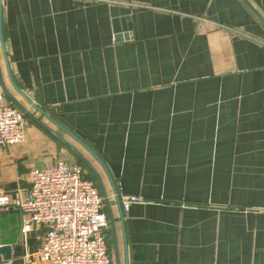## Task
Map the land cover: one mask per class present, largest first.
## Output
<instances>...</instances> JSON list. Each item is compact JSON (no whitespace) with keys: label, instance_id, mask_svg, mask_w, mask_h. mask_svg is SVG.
Listing matches in <instances>:
<instances>
[{"label":"crops","instance_id":"1","mask_svg":"<svg viewBox=\"0 0 264 264\" xmlns=\"http://www.w3.org/2000/svg\"><path fill=\"white\" fill-rule=\"evenodd\" d=\"M0 69L109 193L49 117L120 196L141 197L124 209L129 264H264V0H2ZM31 129L0 150V192L55 161ZM22 228L0 211V264H47L45 229Z\"/></svg>","mask_w":264,"mask_h":264},{"label":"built area","instance_id":"2","mask_svg":"<svg viewBox=\"0 0 264 264\" xmlns=\"http://www.w3.org/2000/svg\"><path fill=\"white\" fill-rule=\"evenodd\" d=\"M116 2L118 0H90ZM27 117L0 85V150L25 140ZM84 168L65 159L30 169V187L0 192V211L17 210L24 234L43 227L38 254L47 264H116L108 243L110 219L96 184ZM138 195L121 196L123 209L140 202Z\"/></svg>","mask_w":264,"mask_h":264},{"label":"water","instance_id":"3","mask_svg":"<svg viewBox=\"0 0 264 264\" xmlns=\"http://www.w3.org/2000/svg\"><path fill=\"white\" fill-rule=\"evenodd\" d=\"M2 27V0H0V28ZM9 66V65H8ZM10 77H11V82L15 86V88L27 99V101L40 113L43 115L49 117L47 113L38 105H36L30 98H28L14 83L11 71H10ZM0 85L2 86L4 93L7 98L14 104L17 108H19L25 115L26 117L32 119L34 122H36L38 125L46 129L50 134H52L54 137H56L58 140H60L63 144L66 145L84 164L85 166L94 174L99 190L102 194V197L104 199V203L109 215L110 219V225H111V230H112V237H113V242H114V253H115V263L116 264H122L121 260V255H120V249H119V239H118V233H117V222L114 217L113 213V201L110 198V194L106 185V179L103 177V175L100 173V171L95 167V165L92 163V161L84 155L76 146H74L71 142H69L67 139H65L62 135H60L58 132H56L54 129H52L49 125H47L45 122H43L39 117H37L33 112H31L26 106H24L20 101H18L14 95L9 91L7 85L5 84V81L3 79L1 69H0ZM51 121H53L56 125L61 127L64 131H66L69 135L73 136L75 139H78L82 145L98 160V162L103 166L106 175L108 177V180L110 184L112 185V188L115 193V198H116V203L118 205L119 211L121 213L122 217V226L124 230V245H125V264H129V257H128V241L126 237V224L124 221V209L122 206V201H121V196L118 193V190L116 188V183L114 181V178L108 169L107 165L104 163V161L101 159L98 153L94 151L91 147H89L84 141L79 139L78 136H76L73 132L68 130L66 127L61 125L60 123L56 122L53 118L49 117ZM11 246L5 245L0 247V252L4 253L6 257L11 256Z\"/></svg>","mask_w":264,"mask_h":264},{"label":"rangeland","instance_id":"4","mask_svg":"<svg viewBox=\"0 0 264 264\" xmlns=\"http://www.w3.org/2000/svg\"><path fill=\"white\" fill-rule=\"evenodd\" d=\"M32 110L34 111L33 108H32ZM29 127L32 128L31 129L32 131H38L39 133H41L42 137L44 138V143L46 144L45 147L48 148L44 151L42 150L39 154L44 153L48 158L50 156H52L49 159L50 160L55 159V161H57L58 159H67L73 163L77 161L76 157L71 152H67L63 149V147L61 146V143L59 141H57L53 136H51L46 131H44L41 127H39L32 120L27 119V129ZM109 194H110L111 200L115 201L116 199H115L114 194L113 193H109ZM110 235H111V231H110Z\"/></svg>","mask_w":264,"mask_h":264},{"label":"trees","instance_id":"5","mask_svg":"<svg viewBox=\"0 0 264 264\" xmlns=\"http://www.w3.org/2000/svg\"><path fill=\"white\" fill-rule=\"evenodd\" d=\"M76 160L77 161L74 162V163L80 164L84 168V171H85L84 177L86 179L92 180L96 184V186L98 187V184H97V181H96V178H95L94 174L85 166V164L78 157H76ZM69 162L73 163L71 161H69ZM105 211L107 212L106 206H105ZM108 243H109V247H110V249L112 251V254L114 255L113 237H112V235H110V232L108 233Z\"/></svg>","mask_w":264,"mask_h":264}]
</instances>
